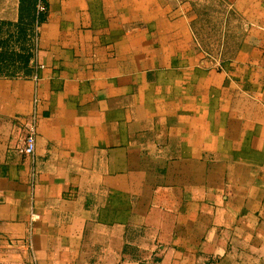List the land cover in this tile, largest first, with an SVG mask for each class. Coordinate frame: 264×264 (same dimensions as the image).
Segmentation results:
<instances>
[{
  "label": "crops",
  "instance_id": "0c3cea01",
  "mask_svg": "<svg viewBox=\"0 0 264 264\" xmlns=\"http://www.w3.org/2000/svg\"><path fill=\"white\" fill-rule=\"evenodd\" d=\"M43 1L38 78L0 76V264H264V0H220L221 68L190 2Z\"/></svg>",
  "mask_w": 264,
  "mask_h": 264
},
{
  "label": "rangeland",
  "instance_id": "374dc122",
  "mask_svg": "<svg viewBox=\"0 0 264 264\" xmlns=\"http://www.w3.org/2000/svg\"><path fill=\"white\" fill-rule=\"evenodd\" d=\"M39 1L43 2L46 11L44 1ZM182 2H190L197 48L209 65L215 68V62L219 61L222 66V62L236 55L245 36L239 30V22L232 10H227L220 0H176L177 5ZM9 6V2L2 4L0 0V12ZM27 28L19 21L3 25L0 31V76H23L27 68L35 66L29 61L26 63L27 55L33 54V47L28 51L23 37Z\"/></svg>",
  "mask_w": 264,
  "mask_h": 264
},
{
  "label": "built area",
  "instance_id": "2783aa9c",
  "mask_svg": "<svg viewBox=\"0 0 264 264\" xmlns=\"http://www.w3.org/2000/svg\"><path fill=\"white\" fill-rule=\"evenodd\" d=\"M36 8L38 11L42 12L44 11V4L42 1H39L36 3ZM218 68H221L220 62L216 61ZM43 64L38 63L35 65V70L32 73V78L37 79L38 78V69L42 68ZM24 135H23V144L19 148L20 152L24 154H31L34 152L35 144H36V124H35V118H31L28 122H26L23 126Z\"/></svg>",
  "mask_w": 264,
  "mask_h": 264
},
{
  "label": "trees",
  "instance_id": "16d2710c",
  "mask_svg": "<svg viewBox=\"0 0 264 264\" xmlns=\"http://www.w3.org/2000/svg\"><path fill=\"white\" fill-rule=\"evenodd\" d=\"M36 2L37 0H20V3H19V22L24 26L26 27L27 25V22L23 21V17L29 15L31 16L33 11L35 13V22L36 23H39L40 21H42L45 17V11H38L37 8H36ZM5 24H12L11 22H6V21H2L0 20V31L2 30V27L3 25ZM29 58L30 56L27 55V62L29 61ZM30 73V68H27L26 71H25V74H29Z\"/></svg>",
  "mask_w": 264,
  "mask_h": 264
}]
</instances>
